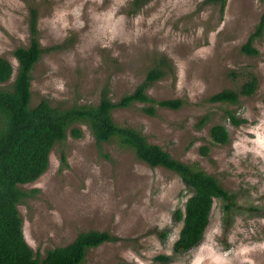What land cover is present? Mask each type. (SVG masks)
Instances as JSON below:
<instances>
[{"label":"rangeland","instance_id":"1","mask_svg":"<svg viewBox=\"0 0 264 264\" xmlns=\"http://www.w3.org/2000/svg\"><path fill=\"white\" fill-rule=\"evenodd\" d=\"M131 1L0 0V56L13 66L11 81L18 67L13 51L30 42L32 7L47 49L32 72V106L42 98L58 107L96 104L105 87L116 101L164 58V77L147 92L184 104L149 116L136 103L115 110L113 118L174 158L197 163L236 193L237 205L226 213L215 200L201 242L176 254L182 222L173 216L189 196L179 176L115 143L99 149L90 129L77 124L81 136L68 134L63 145L67 165L57 144L47 170L22 186L34 191L18 206L27 243L44 256L81 231L99 230L117 239L89 249L83 264H162L155 260L159 254L170 257L167 264H264V34L254 41L257 55L241 50L264 0H227L223 14L205 0H151L130 13ZM253 76L255 93L237 104L208 101L223 89L239 90ZM228 111L246 122L232 125ZM215 124L226 126V145H211ZM203 145L210 147L207 156Z\"/></svg>","mask_w":264,"mask_h":264},{"label":"trees","instance_id":"2","mask_svg":"<svg viewBox=\"0 0 264 264\" xmlns=\"http://www.w3.org/2000/svg\"><path fill=\"white\" fill-rule=\"evenodd\" d=\"M150 1L132 0L130 13H137ZM226 2L205 0L204 4L219 5L220 13L223 14ZM29 32V45L19 46L13 51L18 61L13 81L12 64L0 56V264H83L89 249L117 239L108 231H81L71 243L49 249L44 256L35 253L25 239L18 206L34 191L28 192L22 186L36 181L47 170L50 152L57 144L61 146V162L67 165L63 145L68 134L76 138L81 136L77 124H84L90 129L99 149L103 148L104 143H115L131 150L137 159L149 166L163 167L179 176L189 196L184 208L174 212V220L181 221L182 227L173 250L181 254L197 246L209 225L215 200H220L224 211L228 213L237 205L236 193L226 189L218 178L208 174L197 163H185L174 158L158 144L150 143L137 128L118 124L113 118L115 110L129 108L136 103L142 104L140 109L149 116H155L159 108L176 110L184 104L180 98L156 99L147 92L156 81L164 77L168 67L165 59L162 58L158 66L147 71L144 80L133 92L122 95L116 101L109 96V90L105 87L96 104L58 107L53 106L47 98H42L32 106V72L47 50L39 41L38 10L35 7L30 9ZM263 34L264 12L255 31L242 45V52L257 55L254 41ZM54 48L58 46L50 49ZM256 89L257 79L253 76L239 90L223 89L209 97L208 101L237 104L241 96H251ZM227 118L234 126L246 122V119L229 111ZM209 136L211 145H226L230 141L229 132L223 124L213 125ZM209 151L208 145L200 148L204 156ZM257 209L250 207V210ZM155 260L167 264L170 257L159 254Z\"/></svg>","mask_w":264,"mask_h":264}]
</instances>
